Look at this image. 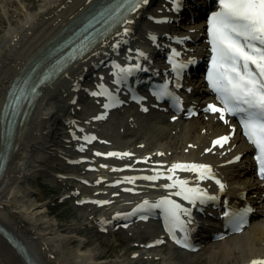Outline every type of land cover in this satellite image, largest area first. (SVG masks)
<instances>
[{
    "label": "bare ground",
    "instance_id": "bare-ground-1",
    "mask_svg": "<svg viewBox=\"0 0 264 264\" xmlns=\"http://www.w3.org/2000/svg\"><path fill=\"white\" fill-rule=\"evenodd\" d=\"M39 1L40 2L38 4V9L33 13H29L27 12L29 7H23L24 5L18 4L17 0H4L6 5L3 4L4 6L2 10L5 11L7 8L12 7L14 12H19L17 13V15H19V19L18 23H16L15 25L9 24V26L5 29V33L2 37L3 39H1L0 41V66L2 65L4 59L9 58V56H13L12 52L16 54V56H13L14 59L10 58L14 61V64L10 66L6 72H4L5 77L3 78H7V80L4 81L3 84H0V116L6 100L8 89L10 88L14 77L20 72L27 61L41 52L42 49L46 47L50 39H52L65 25L81 15L92 3L99 0ZM156 1L158 2L156 8H161V3L162 5H164L163 0H150L147 7L141 8L137 12H135V14H132L120 28L114 31V33H111L88 54L84 55L81 58H78L57 78L55 77L45 85L46 87L43 89L41 96H39L35 100L34 110L30 114V121L31 123H34V126H36L35 132L37 127H42V129L48 128V132L45 133L43 138H38L35 135V141L32 144V147H34L35 149L33 152L29 153L26 158L25 152L23 153L18 151L15 153V157H20L19 161H15V163L17 162L15 165L10 164L9 168L19 170L20 174H16L18 177L14 174V178H11L9 177V175H7L6 179L2 180V184L0 185V218L6 219V221H15L19 225L26 224L25 226L27 229H33L37 234L42 235V237L44 236L43 239H49V241H53L54 244H52V246L49 244V241H43L44 245H47V243L49 242L48 249L43 250H46L47 252L43 253L40 248L37 250L40 256L43 255L42 257H46L48 252H52L53 255L49 256L50 258H52V264H67L69 262L68 257L66 256L67 253L69 256L73 255V257L76 258L75 264H130L129 262H124L120 259H116V257L112 259H97V261H95L92 255L85 253L78 254L79 250H77V252L75 253L72 249L66 247L64 248L61 244V235L52 232V234L54 235L47 237L46 233L48 232L44 231L45 229H47V227H43L42 229L41 222L43 221L41 217L44 216V213L40 206L35 205V202L28 201L27 203H22V209H18L19 207L13 206L14 203L9 204V202H12V200L14 201L12 196L16 193H8V196L6 195V198H4L3 194L7 193L8 191L7 189L5 190V187L6 184L9 183L8 181L10 179H13L17 183H19L22 178L28 177L29 169L27 168V166L36 168L37 165H33L32 162H37L38 164V162H40L46 154L45 152H48L47 149L53 148L51 146H54L55 143H53L52 145L48 144L47 146V143L53 140L52 137V140L50 138H47L51 129L50 124L54 123V120H56V115L51 107L53 99H59L64 93L66 95L72 93L74 87L78 89V87H80L81 76L84 77L94 72L97 68L100 67L99 63L102 64V60H105L106 57H111L114 52L119 51L118 47L121 48L125 45V43L129 44L131 41L134 42L135 40H141L144 42L145 37L143 35V29L141 30V24L143 23V25L146 26L147 14L151 8L150 5L155 3ZM139 35H142L143 37H139ZM114 43L117 44V47H114ZM185 59L186 58H181V61L183 62ZM147 64L149 65L151 64V62H148ZM132 66L136 67L134 62L125 67ZM110 68L115 69L116 67H114L113 65H107L106 68L102 67L98 70L97 73L92 74V76H90L85 81V84L80 87V91H82L84 87L86 88L88 82H95V85L100 83H103V85L106 84L108 82L106 79L108 78V76H111L110 72H113V70H110ZM135 69L137 70V67ZM106 71H108V74H106ZM1 75L2 73H0V77ZM199 88H202L201 84H198V87H195L194 91L197 93L201 92ZM129 102L130 100H126V103ZM201 118L195 117L191 118L190 120L175 122L174 124L178 125V127L175 126L177 128V133H175L178 135L176 136L178 137V141L170 137L166 131L157 129L154 135V141L149 142L148 144H146V146H153V148H151L150 150L156 149L158 150V152L161 150V152L164 153V158H180L183 160H190L191 164H200L195 160L208 161L217 164L218 162H225V160H229L231 157L240 152L246 154L249 145L237 136H234L232 139H230V144L223 148L225 150V154L223 155L220 154L221 150L217 149L206 154L202 153L201 148L207 147L214 137L226 133L232 127L230 122H220L215 116L208 115L206 121H202ZM149 121V117L143 119L141 121L140 128L145 133H148L150 137H152V135H150L152 134L150 128L155 130L156 122L150 123ZM83 126L85 127L86 125ZM84 129L86 130L87 128ZM70 130L72 133L77 131L75 126L70 127ZM187 142H191V147H188ZM75 144H77V141L75 142ZM193 145H195V148L193 147ZM185 148L188 149L187 153L184 152ZM25 150L26 152H30V148ZM128 150H132L137 153L141 151L146 152L144 148L138 149L134 145L131 149ZM167 150H171V155L166 154ZM67 156L70 155L67 154ZM24 158L26 163L24 162ZM109 162L110 161H108V159L101 160L99 162V165L96 166L98 171L93 172V174L97 175L99 178L105 176L108 173ZM243 162L244 165L241 169L239 168V166L242 165L241 160L238 163L230 162L226 166H217L219 169V174L226 181V184H229V178L228 174L226 175L223 170L228 167H232V174H235V176L237 177L241 176L238 172L239 169L243 170L244 174L249 175L247 172V154L244 157ZM97 164L98 163L94 162V165ZM190 177L200 184H210V182L205 181V179L199 180L197 178V175H191ZM119 178L122 177L119 176ZM236 183H238L239 187L232 189L227 188L226 195L228 193L237 194L240 191H257L259 189V184L256 181L252 180L249 182V177H245L243 180H239ZM211 187L215 188L214 185H211ZM7 188H13V186L10 185ZM18 188L19 190L21 189L23 193H28V189L23 182ZM18 198H21V196H19ZM122 205L123 204L121 203L114 204L112 206V213H117L119 211V207H121ZM125 207L132 208L129 203H127ZM209 221L212 222V220ZM214 222L216 223L217 221L214 220ZM14 226L17 227V225ZM33 230H30L29 232H32ZM21 235L24 234L21 233ZM31 242L33 241L31 240ZM211 244H215L214 248H217L218 250L210 251L208 259L209 261L212 260L211 262H214L216 264H252L253 261H264L262 259L264 258V217L259 222H251V224L247 228L243 229L240 234L232 235L222 241ZM198 252L200 253V251H197L196 253L199 254ZM5 258L0 255V264H9L7 261L11 259L10 256L6 255ZM20 264L22 263L20 262Z\"/></svg>",
    "mask_w": 264,
    "mask_h": 264
},
{
    "label": "rangeland",
    "instance_id": "rangeland-1",
    "mask_svg": "<svg viewBox=\"0 0 264 264\" xmlns=\"http://www.w3.org/2000/svg\"><path fill=\"white\" fill-rule=\"evenodd\" d=\"M18 4L24 5L23 7H29V13H33L38 9L39 0H17ZM3 4H5L4 0H0V41L3 39V35L5 33V29L9 26V24L18 23L19 15L14 12L12 7L7 8L5 11L3 9ZM6 5V4H5ZM10 6V5H9ZM22 7V8H23ZM21 8V9H22ZM14 56V55H13ZM14 64V61L11 60H3L2 65L0 66V73H2L0 79V84H3L4 81L7 80L5 77V73L8 68ZM8 76V75H7ZM3 80V81H2ZM1 88V86H0ZM91 106V102H86L84 100L79 102V99L76 103H70L69 99L61 97L60 99L54 100L51 104L53 111L55 112L56 118L62 114L66 115H74L76 118L82 120L84 118V114L86 113L87 107ZM128 115V114H127ZM127 115L124 116L123 113H115L108 122L104 123L101 127L106 130L110 134V139L112 141V146L114 147H124L129 145L139 146L138 144L142 142L144 144V149L150 151L153 146L147 145L149 142H153L155 138V133L157 129H162L166 131L170 137L174 140L178 141V136L175 133V129L172 124L169 125L166 123V119L163 117H158L159 119H155L156 128L155 130L150 128L152 137L149 136L148 133H145L141 128V121L147 118L146 115H142L137 117V126L134 125L133 117L127 118ZM125 122H128V125L125 127ZM51 132L49 136L52 135L54 140L57 141L58 137H63L64 129L62 124L58 121L50 124ZM54 126H60L54 127ZM34 128V131H33ZM26 134L24 138V144L20 148V152H25L26 156L34 151V147L32 144L34 143L35 135L38 138H43L42 127L33 126ZM46 138V139H47ZM54 141V142H55ZM59 140L56 142V145H59ZM62 142V141H61ZM51 142L47 143L50 144ZM53 144V143H52ZM51 144V145H52ZM31 145V146H30ZM54 146V147H55ZM150 146V147H148ZM53 147V148H54ZM30 152H26L25 149H29ZM139 148H143L142 145ZM46 153V152H45ZM20 157L16 158V161H19ZM24 158V162H25ZM16 162V163H17ZM15 163V164H16ZM26 163V162H25ZM33 165L36 164L37 167L33 168L27 166L29 169L28 177L22 178L19 183L15 180L10 179L6 184L5 190L7 189V193H4L3 196L6 198L8 193L14 194L11 203H15L18 209H22V203H27L28 201L35 202V205L40 206L44 213L42 216L41 226L47 227L44 231H47V237L54 235L52 232L59 234L62 236L61 244L65 248L72 249L75 253L79 250V253H85L92 255L93 259L97 261V259H108L111 257H118L121 261H127L126 258L130 254L131 250H134V257L130 262L133 264H216L214 262L209 261L208 252L211 248L206 249V251L201 252L199 254H182L177 250L171 248L170 246H162L156 249L154 252L146 249L148 251H142L137 249L133 244H142L144 241L149 239L152 233L158 231V228L152 224H148V226L143 227H135V228H125V229H111L107 232H97L95 227L93 226V219L102 215V211L96 210L95 206L88 205H80L75 206L72 202L59 201V195L61 193L68 194L70 189L79 188L78 183L72 179H68L66 181H56L47 180L43 176L46 175V170L48 171H62V172H80L81 169H76L75 167L65 166L64 163L56 158L55 155L48 156L45 154L43 159L38 162H32ZM14 164V165H15ZM13 174L9 175V177L14 178V174H20L19 170L12 169ZM17 176V175H16ZM18 177V176H17ZM240 179H242L240 177ZM234 180V177L231 178V182ZM28 189V193L25 194L22 190H19V186L21 183ZM48 182V183H44ZM234 184V182L232 183ZM13 186V188H7L8 186ZM93 188H83L84 192H92ZM104 198H109L112 196L113 200L116 197L114 194L117 190L108 189ZM105 191V189H104ZM19 194V195H17ZM10 196V194H9ZM21 196V198H18ZM110 198V200L112 199ZM8 199V198H7ZM11 199V198H9ZM20 199V200H19ZM58 205H56V202ZM50 232V233H49ZM43 240V239H42ZM49 240V239H48ZM50 242V243H49ZM48 243L52 246L54 244L53 241H49ZM44 245V247H48ZM36 247L39 248L41 244L35 243ZM140 248V247H139ZM0 252L2 249L0 248ZM154 253V254H153ZM151 254L154 255V259H151ZM152 255V256H153ZM68 257L67 264H75V259L73 255ZM159 257V258H158ZM94 261V262H95ZM48 264H52L51 260L48 261Z\"/></svg>",
    "mask_w": 264,
    "mask_h": 264
},
{
    "label": "snow or ice",
    "instance_id": "snow-or-ice-1",
    "mask_svg": "<svg viewBox=\"0 0 264 264\" xmlns=\"http://www.w3.org/2000/svg\"><path fill=\"white\" fill-rule=\"evenodd\" d=\"M137 6L138 4H134L133 10ZM207 23L212 52L207 79L209 87L217 93L216 98L223 104V109L209 104L206 110L220 112L221 120H224V112L233 115L243 114L241 124L244 135L257 150L256 160L260 174L264 178V0H219V10L212 13ZM173 55L179 53L173 52ZM169 59L171 61L172 57ZM136 67L139 68V65ZM131 71V68H120L122 73ZM164 94H169L166 88L160 93ZM104 107L107 108L108 105L105 104ZM227 139L228 137H220L213 143L220 144ZM177 169L196 172L199 180L212 178L207 165L173 164L169 172L174 173ZM144 179L155 180L157 177ZM167 179L173 182L163 187L177 189L173 194L189 203L195 204L197 200L203 202L205 198L215 199L207 196L199 187H188L186 180H174L171 175ZM216 182L219 184V181ZM144 204L147 205L148 201H144ZM152 207H162L169 222L181 229L184 228L181 215H190L188 209L168 197L162 198ZM252 264H264V261H253Z\"/></svg>",
    "mask_w": 264,
    "mask_h": 264
},
{
    "label": "water",
    "instance_id": "water-1",
    "mask_svg": "<svg viewBox=\"0 0 264 264\" xmlns=\"http://www.w3.org/2000/svg\"><path fill=\"white\" fill-rule=\"evenodd\" d=\"M32 107V103L29 105V108ZM28 114V113H27ZM27 114H23L21 116H17L15 119L14 124L11 126L10 130H8V126L6 125V121L3 123L2 127V143L4 148L0 152V177L4 174V171L7 167V163L10 158V152L13 149L14 146V140L17 135V131L20 125H22L27 117ZM7 124H9L10 117L7 118Z\"/></svg>",
    "mask_w": 264,
    "mask_h": 264
}]
</instances>
